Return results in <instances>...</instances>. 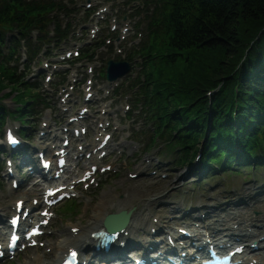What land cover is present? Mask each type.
<instances>
[{
    "label": "trees",
    "instance_id": "1",
    "mask_svg": "<svg viewBox=\"0 0 264 264\" xmlns=\"http://www.w3.org/2000/svg\"><path fill=\"white\" fill-rule=\"evenodd\" d=\"M74 4L0 0V138L9 120H18L20 135L30 138L33 119L51 108L38 84H28L16 66L23 47L31 63L74 34L72 20L79 12ZM124 5L144 37L126 59L131 65L140 60V70L114 95L128 89L131 113L139 111L150 125L148 146L161 139L182 166L201 150L202 175L214 167L240 173L264 166V0H125ZM84 8L86 19L95 12ZM114 38L102 34L80 58L94 60ZM101 77L106 79L105 64ZM11 96L18 102L13 110L4 103ZM78 206L68 201L64 210L74 214Z\"/></svg>",
    "mask_w": 264,
    "mask_h": 264
},
{
    "label": "rangeland",
    "instance_id": "2",
    "mask_svg": "<svg viewBox=\"0 0 264 264\" xmlns=\"http://www.w3.org/2000/svg\"><path fill=\"white\" fill-rule=\"evenodd\" d=\"M124 1L73 0L76 9L79 11L72 20L75 29L74 34L72 33L59 46L46 47L47 51L28 63L27 68L24 62L27 57L25 47L21 49L20 57L22 59L18 61V66H16L17 73L22 76L26 75L25 80L28 84L37 83V91H43L51 102V108L43 110L41 115L33 119V123L29 127L30 132H32L31 141L22 138L23 146L27 147L30 143L31 145L34 144L46 132L51 134V138L57 135V138H53V142L44 141L38 147L39 149L48 150L46 154L51 156L54 150L60 149L61 143H63L62 138L66 136L71 141L70 147L73 149L68 159V169L74 173V178H79L89 167V160L85 156L90 152H87L84 146L96 141V138H101L100 132L105 130L112 134V139L107 151L103 150L97 153L99 155L97 165L99 169L107 165L112 168L93 176L95 179L94 184H89V181H86L84 184L77 185L76 196L72 197V200L78 203L79 206L75 208L74 211L76 212L74 214L73 211L68 212L69 209L64 210L67 201L58 204L54 208L55 216L46 228L45 234L39 239L42 245L19 253L12 261L7 257L2 264H25L26 262L33 264L38 256L46 259L45 262L50 261V256L54 254L53 246L59 242L58 237L63 235L71 224L87 223L91 219L95 205L104 193H111L115 198L118 196L120 199H123L126 193H131L130 196L133 199L141 196L142 198L153 197V202H158L156 208L165 206L166 210L181 205L185 211L191 213L182 220V222L187 221V223L183 226L181 225L182 222L177 224L176 229H180V227H186L187 229L190 222L200 224V222L196 223L193 217L205 215L203 220H206L208 210H202L204 205L213 206L226 203L229 200H231L230 203H233V200L240 197L245 199L247 196H252L258 192L264 194V166L252 170L242 168L238 171L240 173L214 167L215 171L200 176L201 172L199 171L202 169H195L196 166L199 167L198 158H195L191 164L182 166L175 160L178 154L170 155L166 153V147H164L161 139H158V142L152 147L148 146L150 136L148 129H150V125L146 124L139 111L131 113L134 108L128 89L120 90L121 92L115 96L114 86L116 82H109L101 77L102 65L106 61L125 58L130 52L131 43L137 44L144 37L140 33L141 28L137 26V17L131 13L130 8L125 7ZM88 4H91V9H94L95 12L86 19L84 7H87ZM103 9L106 11L100 13ZM114 26L116 27L115 31L111 29ZM98 29V33L93 36L92 32ZM107 29H109V33ZM102 30L104 31L102 32ZM102 34L115 35L114 40L111 39V48L102 47L97 51L98 55L92 61L81 59V54L75 56L76 51L80 52L81 49H87V47L83 48V44L87 43L89 47H93L94 42L100 39ZM106 42H109V38L106 39ZM70 53L69 59L65 58L66 54ZM76 58L79 60L73 63L69 62ZM139 63L140 60L133 63V68L127 75L128 77L132 76L130 79L135 78L140 70ZM48 75L51 76L49 81L47 80ZM89 79L91 80L88 83ZM90 85L93 86L91 91L94 95L90 99L91 101L85 104L84 98L87 92L85 90ZM6 91H9V89ZM64 99L66 103L63 102ZM4 103L11 110L18 105L13 96L4 99ZM81 107L89 109V113L82 120L73 122L71 128L82 129V127H85L86 133L76 139L71 131L68 133L65 130L69 128L70 117L77 114ZM8 126H11L19 134L21 124L18 120H10L6 127ZM95 143H98V141ZM54 144L57 147L52 149ZM80 145L83 146V149H79ZM8 146L5 137L2 138L0 147L4 149ZM23 146L19 145L20 148ZM38 148L34 151L36 159L40 151ZM78 153L83 154L79 162H77V156L80 157ZM6 157L9 156L4 155L2 157L4 164L0 168V213H3L5 209L8 212L4 217V225L7 224V218L11 215L8 208L11 203L13 204L15 197H28L32 203L31 198L35 195L30 190L31 184L40 181V178L35 176L29 178L30 173L25 172V182L19 189L24 193H16L14 199H10L9 192L13 188L12 183H6L2 180V174L5 173L8 166L6 165ZM12 162L15 164L14 161ZM36 164L38 165L37 162ZM168 174H170L169 179H167ZM65 178L67 180L73 179L68 176ZM41 182L43 183V181ZM159 182H162V184ZM1 184H4V186ZM85 184L89 186L85 187ZM173 184H177L178 187H174ZM27 186L30 188L25 191ZM44 187L43 183L39 188L41 190L40 195ZM208 196L219 201L212 198L207 200ZM198 206L199 209L191 210ZM223 207L227 210L233 209V205H224ZM258 213V211H254L255 215ZM165 230L169 232V228ZM165 237H168L167 234L164 231H159L155 235L148 236V239L153 243L161 239L166 241ZM3 239L6 240L7 235L5 233L2 235L0 232V241ZM139 251L142 252V248ZM131 257H127L128 263L132 262Z\"/></svg>",
    "mask_w": 264,
    "mask_h": 264
},
{
    "label": "bare ground",
    "instance_id": "3",
    "mask_svg": "<svg viewBox=\"0 0 264 264\" xmlns=\"http://www.w3.org/2000/svg\"><path fill=\"white\" fill-rule=\"evenodd\" d=\"M24 62L27 64V68L28 63L26 59ZM70 126L71 124L69 127ZM53 138H57V135L51 138V134L46 132L45 135L40 136V138L35 141L34 144L31 145L30 143L27 147L23 146L22 150L19 148L12 149L10 147L2 149V147H0V168H2L4 164L2 157H4V155L9 156L6 157V165L8 166L5 170V173L2 174V180L6 183H12L13 190L11 189L9 192L10 199H14L16 193H24V191L22 192L19 189L25 182V172L30 173L29 178H31L36 176L38 171L42 170L40 167V162L44 157H48L46 154V152L48 153V150L39 149L38 147L40 146L41 142H53ZM95 142L96 141H93L90 144L84 146L87 149V152L92 153L91 158H89V164L93 166H95L99 161V155L97 154V151L94 152V149L98 147L100 141L98 143ZM53 146L57 147L56 144ZM37 148L40 150V153L42 152V156L40 157L37 155L36 159V157H34V151ZM77 157V162L81 161L82 155H80V157L78 155ZM86 157L87 156H85V158ZM12 161H14L15 164H13ZM195 169L200 170V168L197 166ZM88 170L89 169L86 170L85 174L89 172ZM70 171L71 170L67 169L68 173ZM200 176L203 175L200 173ZM169 178L170 174H168L167 179ZM65 180L66 178L63 177V184L67 183ZM72 181L75 182L76 180L74 178L70 180L68 182L69 186ZM14 182L17 184L16 187L13 186ZM58 182L59 181L52 178L50 180H45L44 183L48 185H54ZM159 183L162 184V182ZM42 184L43 183L38 180L31 188L28 186L25 188V191L27 188H30L31 192H33L35 195L31 198L32 203L29 201L28 197H15L13 204L11 203L8 208V211H10L11 215L21 217L23 212L30 211V209H32L33 212H30L32 216L30 215L29 218L32 219L33 223L44 220L45 218L41 217V214H37L38 211H35L37 207L34 206V201L37 200V206H42L44 192L40 195L41 190H39ZM1 185L4 186V184ZM173 185L176 188L178 187L177 184ZM58 186L59 185H54L53 189L57 188ZM67 190L68 189L66 188L65 191ZM130 195L131 193H126L124 194V198L120 199L118 196L115 198L111 193H104L101 199L95 205V209L90 217L91 219H89L87 223L84 224L80 222V224H71L69 229L64 231L63 235L58 237L59 242L55 243L53 246L54 254L50 256V261L45 262L46 259H42V257L38 256L33 264H60L63 254L67 252V249L69 250L70 248L72 250H77L76 253L78 254V257L81 258L82 262L85 260V264H95L94 258L96 257L93 256L92 253L95 252L94 247L97 244V240L91 238V233L103 226V220L108 214L119 212L121 210L129 211L132 208L133 212L131 218L125 225L124 232L119 234L118 239L114 242L111 251L106 252L105 250L101 249L100 253L98 252L99 256L102 255L108 258L112 257L113 255H120L121 257H126V259L127 257L129 258L132 256V263L134 262V259L139 258L143 252L148 251L145 256H155L158 254L156 250L157 246L151 243V240L148 239V236H152L150 234L152 233L151 231L156 229V232L164 231L167 236H171L173 238L172 242L174 241L176 244L185 245H191V243L194 241H198V245H201L202 241L208 238H211L215 245H219L225 240H227V242H232L233 238H239L236 248H245V253L240 256V258L246 260L245 264H264V194L258 192L252 196H247L245 199L240 197L237 200H233V203H230L231 200H229L223 204L219 203L213 206H202V210H208L206 213V220H203L205 215L202 217H193L195 222H200V224H193L194 222H190L186 230L188 234L186 235H181V233H179V229H176L175 226L181 223L182 220L185 219L184 217L191 213L190 211H185L181 205L175 206L170 210H166L165 206L156 208V204L158 202H153V197L145 196L147 198H142L141 196L137 199H133ZM209 198L219 201L211 196H208L207 200H209ZM224 205H233V209L227 210L223 207ZM196 209H199V206L191 210ZM254 211H258L259 213L255 215ZM6 213H8L7 209H5L3 213H0V232L2 235L4 234V230L6 228V225H4L3 222ZM186 223L187 221H184L181 225L183 226V224ZM166 228H169V232H166ZM181 228L186 229V227H180V229ZM8 231H11V228L8 227ZM165 238L167 239L166 243H169L168 237ZM223 238L226 239L223 240ZM163 240L164 239H162V241ZM122 242H125V246H123L124 249H119L118 243ZM253 244H255L257 247H252ZM76 248H79V251ZM140 248H142L143 252L139 251ZM178 248L176 247V249ZM153 251H155V253H153ZM117 261L118 260L112 261L111 264L114 262V264H116ZM25 264L29 263L26 262Z\"/></svg>",
    "mask_w": 264,
    "mask_h": 264
},
{
    "label": "water",
    "instance_id": "4",
    "mask_svg": "<svg viewBox=\"0 0 264 264\" xmlns=\"http://www.w3.org/2000/svg\"><path fill=\"white\" fill-rule=\"evenodd\" d=\"M131 64L127 61L109 60L106 64V78L109 82H115L124 79L131 71ZM208 136V131L206 133ZM132 209L121 210L119 212L110 213L106 216L103 228L108 233L120 232L125 229V225L129 222L132 215Z\"/></svg>",
    "mask_w": 264,
    "mask_h": 264
},
{
    "label": "snow or ice",
    "instance_id": "5",
    "mask_svg": "<svg viewBox=\"0 0 264 264\" xmlns=\"http://www.w3.org/2000/svg\"><path fill=\"white\" fill-rule=\"evenodd\" d=\"M73 256H75V253H73Z\"/></svg>",
    "mask_w": 264,
    "mask_h": 264
}]
</instances>
